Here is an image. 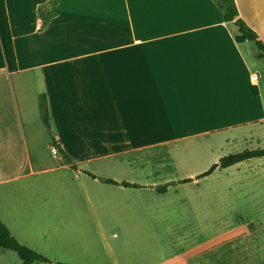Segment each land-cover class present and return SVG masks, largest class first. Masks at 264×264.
<instances>
[{
  "label": "crops",
  "instance_id": "0c3cea01",
  "mask_svg": "<svg viewBox=\"0 0 264 264\" xmlns=\"http://www.w3.org/2000/svg\"><path fill=\"white\" fill-rule=\"evenodd\" d=\"M4 2L17 64L13 73L0 69V184L14 183L9 198H0L9 208L54 210L43 190L57 182L47 175L53 172L102 187L111 184L101 180L127 183L112 180L120 169L112 161L147 149L134 141L264 122L259 77L251 80L249 66L264 57L252 43H236L237 27L213 0ZM233 3L237 19L264 44V0ZM48 138L60 165L37 167L28 151Z\"/></svg>",
  "mask_w": 264,
  "mask_h": 264
},
{
  "label": "rangeland",
  "instance_id": "374dc122",
  "mask_svg": "<svg viewBox=\"0 0 264 264\" xmlns=\"http://www.w3.org/2000/svg\"><path fill=\"white\" fill-rule=\"evenodd\" d=\"M249 66L259 77L258 97L264 103V60ZM190 134L132 141L147 149L113 159L120 169L113 170L112 180L137 188L102 187L86 179L76 182L66 171L53 172L47 175L57 182L42 188L54 210L44 213L38 204L9 208L0 198V221L20 244L48 259L46 264H264V158L217 167L200 177L228 155L264 149V122ZM44 142L28 151L31 160L37 167L60 165V155L45 146H53L52 139ZM13 185L0 184L3 199ZM162 187L165 192L156 191ZM203 243L209 250L204 259ZM188 247L192 252L185 260L173 258ZM0 264L20 260L0 249Z\"/></svg>",
  "mask_w": 264,
  "mask_h": 264
},
{
  "label": "trees",
  "instance_id": "16d2710c",
  "mask_svg": "<svg viewBox=\"0 0 264 264\" xmlns=\"http://www.w3.org/2000/svg\"><path fill=\"white\" fill-rule=\"evenodd\" d=\"M218 9L222 12V18L225 22H233L237 27V35L235 36L236 43L250 42L258 51V57H264V44H262L257 35L245 26V24L237 19V11L235 9L233 0H213ZM7 69L8 72L13 73L17 71V64L13 50L12 38L5 9L4 0H0V69ZM65 161L68 159L63 155ZM253 158H264V149L243 151L238 154L228 155L220 160L218 165H213L207 172L200 177H205L213 172L217 167L225 169L237 163L247 161ZM91 176V175H90ZM94 178L93 176H91ZM103 183L111 185H121L123 187L137 188L136 185L128 183L118 184L111 180H101ZM188 182V181H185ZM160 193L165 191V188L157 189ZM0 248L14 252L21 260V264L32 263H50L47 259L40 256L36 252L19 244L13 238L5 225L0 221Z\"/></svg>",
  "mask_w": 264,
  "mask_h": 264
},
{
  "label": "built area",
  "instance_id": "2783aa9c",
  "mask_svg": "<svg viewBox=\"0 0 264 264\" xmlns=\"http://www.w3.org/2000/svg\"><path fill=\"white\" fill-rule=\"evenodd\" d=\"M257 79H258V76L256 74L251 77V80L252 81H257ZM51 153L52 154H56L57 153V150L54 147H52L51 148Z\"/></svg>",
  "mask_w": 264,
  "mask_h": 264
}]
</instances>
